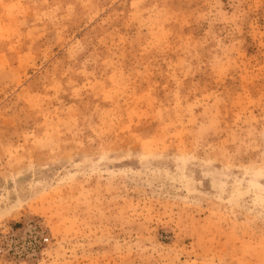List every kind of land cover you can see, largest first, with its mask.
I'll list each match as a JSON object with an SVG mask.
<instances>
[{
  "label": "rangeland",
  "instance_id": "374dc122",
  "mask_svg": "<svg viewBox=\"0 0 264 264\" xmlns=\"http://www.w3.org/2000/svg\"><path fill=\"white\" fill-rule=\"evenodd\" d=\"M0 264H264V0H0Z\"/></svg>",
  "mask_w": 264,
  "mask_h": 264
},
{
  "label": "built area",
  "instance_id": "2783aa9c",
  "mask_svg": "<svg viewBox=\"0 0 264 264\" xmlns=\"http://www.w3.org/2000/svg\"><path fill=\"white\" fill-rule=\"evenodd\" d=\"M49 241V239H45V242H48Z\"/></svg>",
  "mask_w": 264,
  "mask_h": 264
}]
</instances>
